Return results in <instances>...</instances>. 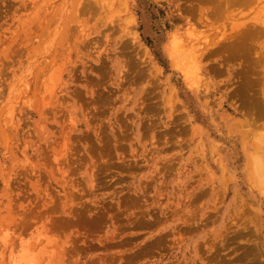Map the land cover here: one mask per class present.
<instances>
[{"label":"rangeland","instance_id":"374dc122","mask_svg":"<svg viewBox=\"0 0 264 264\" xmlns=\"http://www.w3.org/2000/svg\"><path fill=\"white\" fill-rule=\"evenodd\" d=\"M259 2L0 0V251L49 237L51 264H264V37L217 40Z\"/></svg>","mask_w":264,"mask_h":264},{"label":"bare ground","instance_id":"6f19581e","mask_svg":"<svg viewBox=\"0 0 264 264\" xmlns=\"http://www.w3.org/2000/svg\"><path fill=\"white\" fill-rule=\"evenodd\" d=\"M258 1L261 2L257 3L253 10L250 13H247L246 16L238 18L236 17L229 20L227 31L219 35L217 40H229L228 44L226 45L227 47L239 49V46L244 45L243 47H245V45L251 42V40L264 37V4L262 2L263 0ZM245 49H247V47ZM165 50L170 61L181 73V76L183 77L187 86L189 88L198 87L201 77V67L199 66V56L195 50V46L190 45V43L188 45L181 42L176 34H172L166 43ZM61 67L62 66H60V69ZM53 68L55 67L53 66ZM53 70L54 69L51 70V73ZM59 70L57 71L59 72ZM54 71L55 72L52 75V80L55 79L54 82H56V76L54 75H56L55 73H57V71ZM48 79H51V75ZM57 83L59 82L57 81ZM28 84V81L24 83L23 90L27 89V87L29 88ZM56 84L54 83L55 86ZM44 87L47 89L46 86ZM262 146L263 144L260 143L258 156L256 154H252L249 158V170L254 175L253 180H255L256 182H258V180L261 181L264 179V157H261L260 155L261 149L263 150ZM263 151L261 152V154L263 153ZM61 153L63 156L64 150ZM39 238L40 237L35 239L34 244L32 245L24 244V246L23 242L19 243L21 244V246L20 248H17V254L13 252V247L6 246V242L3 238H1L3 244L2 250L0 252H2V256L3 252L7 253V256L5 257V260H8L7 264H51V257H46V255L48 254H46V252L48 251H41L42 246L51 244V238L47 237L45 242H42V240H39ZM43 238L44 237H42V239ZM53 250L54 249H51L50 252H53ZM2 256L1 258H3Z\"/></svg>","mask_w":264,"mask_h":264}]
</instances>
